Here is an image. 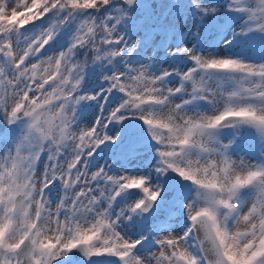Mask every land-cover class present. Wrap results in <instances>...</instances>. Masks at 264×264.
Instances as JSON below:
<instances>
[{"label": "snow or ice", "instance_id": "6c2138e0", "mask_svg": "<svg viewBox=\"0 0 264 264\" xmlns=\"http://www.w3.org/2000/svg\"><path fill=\"white\" fill-rule=\"evenodd\" d=\"M0 264H264V0H0Z\"/></svg>", "mask_w": 264, "mask_h": 264}]
</instances>
